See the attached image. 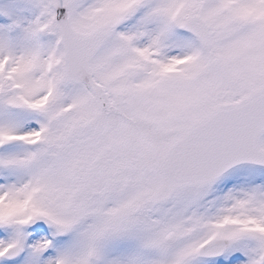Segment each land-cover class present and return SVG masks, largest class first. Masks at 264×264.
Returning a JSON list of instances; mask_svg holds the SVG:
<instances>
[{
    "label": "snow or ice",
    "instance_id": "6c2138e0",
    "mask_svg": "<svg viewBox=\"0 0 264 264\" xmlns=\"http://www.w3.org/2000/svg\"><path fill=\"white\" fill-rule=\"evenodd\" d=\"M0 264H264V0H0Z\"/></svg>",
    "mask_w": 264,
    "mask_h": 264
}]
</instances>
